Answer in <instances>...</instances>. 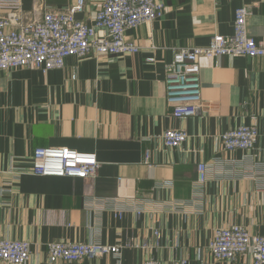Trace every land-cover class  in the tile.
I'll use <instances>...</instances> for the list:
<instances>
[{
    "label": "crops",
    "instance_id": "1",
    "mask_svg": "<svg viewBox=\"0 0 264 264\" xmlns=\"http://www.w3.org/2000/svg\"><path fill=\"white\" fill-rule=\"evenodd\" d=\"M76 1L22 0V9L27 20H39ZM160 1L161 18L126 33L138 54L70 57L47 73L0 71V237L27 241V264H52V242L122 247L118 259L57 264H248L249 256L214 259L207 250L213 231L239 225L264 235V58H201L202 108L195 117L175 118L164 86L174 51L230 35L240 7H251L248 35L264 38V0ZM102 2L85 0L76 18L91 24ZM249 125L259 133L255 149L225 151L221 135ZM173 129L188 134L180 149L163 144V133ZM54 147L95 154L96 177L33 175L34 150ZM199 163L209 171L202 190Z\"/></svg>",
    "mask_w": 264,
    "mask_h": 264
},
{
    "label": "built area",
    "instance_id": "2",
    "mask_svg": "<svg viewBox=\"0 0 264 264\" xmlns=\"http://www.w3.org/2000/svg\"><path fill=\"white\" fill-rule=\"evenodd\" d=\"M85 10V0L63 11H45L39 20L29 21L22 9V0H0V71L29 68L47 73L61 69L65 60H79L91 55L116 57L135 55L141 48L126 38L127 31L149 24L164 14L160 0H103L95 11L91 24L76 18ZM251 7L235 11L230 35H213L204 47H181L165 65L164 86L166 105L175 118L195 117L202 108V87L199 60L222 57L264 58V38L256 40L246 28ZM152 49H154L151 46ZM153 62V58L147 59ZM259 133L255 125L241 126L221 135L225 151L255 149ZM188 134L179 129L165 131L162 141L168 149H180ZM144 164L150 165V151L145 152ZM99 162L95 154L78 153L64 147L37 148L32 155L31 173L39 177L94 179ZM208 166H197V190L209 181ZM122 217V209H112ZM140 212H138L139 215ZM156 239L159 233L155 232ZM132 245V243H131ZM130 246V245H129ZM119 246L100 243L52 242L47 244L50 263L79 262L111 255L120 257ZM207 250L216 260L232 262L238 257H250L248 264H264V235L251 234L245 227L230 225L213 231ZM30 244L27 241L0 237V262L27 264ZM186 259L172 263L148 260L143 264H187Z\"/></svg>",
    "mask_w": 264,
    "mask_h": 264
}]
</instances>
